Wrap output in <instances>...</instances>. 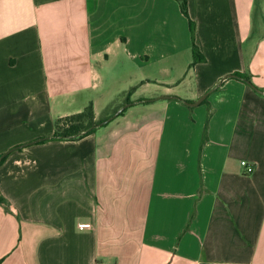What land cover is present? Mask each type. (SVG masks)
Wrapping results in <instances>:
<instances>
[{
  "label": "crops",
  "instance_id": "obj_1",
  "mask_svg": "<svg viewBox=\"0 0 264 264\" xmlns=\"http://www.w3.org/2000/svg\"><path fill=\"white\" fill-rule=\"evenodd\" d=\"M131 89L0 165V264H264V0H0V160Z\"/></svg>",
  "mask_w": 264,
  "mask_h": 264
},
{
  "label": "trees",
  "instance_id": "obj_2",
  "mask_svg": "<svg viewBox=\"0 0 264 264\" xmlns=\"http://www.w3.org/2000/svg\"><path fill=\"white\" fill-rule=\"evenodd\" d=\"M182 11L186 14L184 3H182ZM190 29H191V34H192V51H193L192 65H193L198 62L204 61V57L202 56L200 49L196 44V39H195L196 38V27L193 22H190ZM234 77L239 78L243 80L244 82H246L247 84H250L251 86H253V84L250 82V78L245 75L237 73L234 75ZM224 81L225 80H223L219 85L214 87L213 90L219 89L221 84ZM133 90L134 89H131L127 92L126 98L124 99L121 105L117 107H115L113 103L109 105L105 110V113H104L105 116L99 120L96 119L93 103H90L80 113L57 119L54 124V134L52 135V137L46 138L43 142H40V143H44L48 140L74 141V140L81 139L89 134L94 133L99 128L96 126L100 122L112 117L122 106L132 103L130 96ZM207 101L208 99H206L201 105L207 103ZM124 112L125 111H123L119 116L123 115ZM212 114H213V111L210 108L208 117L206 119L205 127H204L200 150L204 148V146L207 144L209 140V125H210ZM6 158L7 156L0 160V165L6 160Z\"/></svg>",
  "mask_w": 264,
  "mask_h": 264
},
{
  "label": "water",
  "instance_id": "obj_3",
  "mask_svg": "<svg viewBox=\"0 0 264 264\" xmlns=\"http://www.w3.org/2000/svg\"><path fill=\"white\" fill-rule=\"evenodd\" d=\"M230 77H234V75H231ZM208 95H203L200 99H198L197 101L195 102H185V104L189 107H197L199 105H201L206 99H207ZM172 97L170 96H162L160 97L159 99H171ZM152 101V100H151ZM133 103L131 104H126L124 106H122L112 117L100 122L96 127H102L104 125H107L108 123H110L113 119H115L116 117H118L123 111H125L128 107H130ZM46 138H40V139H37L35 141H32V142H29V143H26V144H23V145H20L18 147H15V148H12L10 149L9 151H7L2 157L1 159H3L4 157L8 156L11 152L15 151V150H18L20 148H23V147H27V146H30V145H34V144H37V143H40V142H43Z\"/></svg>",
  "mask_w": 264,
  "mask_h": 264
},
{
  "label": "built area",
  "instance_id": "obj_4",
  "mask_svg": "<svg viewBox=\"0 0 264 264\" xmlns=\"http://www.w3.org/2000/svg\"><path fill=\"white\" fill-rule=\"evenodd\" d=\"M242 167L244 168V174L245 175H252L256 171V167L254 164L249 163L247 161H243L241 163Z\"/></svg>",
  "mask_w": 264,
  "mask_h": 264
},
{
  "label": "rangeland",
  "instance_id": "obj_5",
  "mask_svg": "<svg viewBox=\"0 0 264 264\" xmlns=\"http://www.w3.org/2000/svg\"><path fill=\"white\" fill-rule=\"evenodd\" d=\"M121 99H122V98H121ZM120 101H122V100H120ZM104 116H105V115H103L102 118H103ZM48 141H50V140H48Z\"/></svg>",
  "mask_w": 264,
  "mask_h": 264
}]
</instances>
